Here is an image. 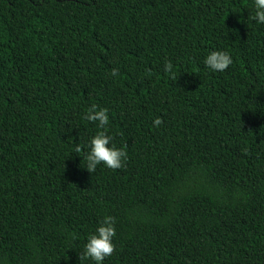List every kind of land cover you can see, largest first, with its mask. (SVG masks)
Here are the masks:
<instances>
[{"label":"trees","instance_id":"1","mask_svg":"<svg viewBox=\"0 0 264 264\" xmlns=\"http://www.w3.org/2000/svg\"><path fill=\"white\" fill-rule=\"evenodd\" d=\"M255 11L254 0H0V264H96L80 256L106 216L116 236L103 264H264ZM213 51L233 64L213 71ZM93 104L109 110L111 143L127 145L123 168L86 169L104 130L84 118Z\"/></svg>","mask_w":264,"mask_h":264},{"label":"clouds","instance_id":"2","mask_svg":"<svg viewBox=\"0 0 264 264\" xmlns=\"http://www.w3.org/2000/svg\"><path fill=\"white\" fill-rule=\"evenodd\" d=\"M254 3L256 11L253 15V19L260 24H264V0H254ZM205 64L215 72H224L233 64V59L227 51H213L207 55ZM164 71L171 74L173 79L176 78L171 61L166 62ZM119 74V69H112V76H119ZM108 111L107 108H98L97 105L93 104L84 117L88 121L98 122V127L104 129L103 131H99L91 139L88 145L90 151H88L84 157L87 160L86 169L90 173H94L97 166L100 164L112 170L123 168L128 158L126 151L127 145L117 148L114 143H111L113 137L107 134L106 126L109 123ZM162 123L163 120L160 117L154 120V124L157 127ZM83 147V145L77 144L75 152L80 153ZM115 236V218L106 216L100 222V226L97 228L96 233L89 236L84 252L80 256V260L91 258L96 264H103L105 258L111 256L115 251V244L113 243V238Z\"/></svg>","mask_w":264,"mask_h":264}]
</instances>
